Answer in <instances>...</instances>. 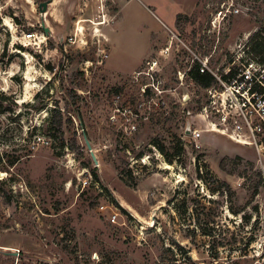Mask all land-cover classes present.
<instances>
[{"label": "rangeland", "instance_id": "1", "mask_svg": "<svg viewBox=\"0 0 264 264\" xmlns=\"http://www.w3.org/2000/svg\"><path fill=\"white\" fill-rule=\"evenodd\" d=\"M128 1L0 0V264H264V151L186 138L203 92L177 78L199 59L225 75L251 58L264 0ZM106 33L109 59L91 67ZM165 47L158 107L131 72ZM56 107L62 132L50 130Z\"/></svg>", "mask_w": 264, "mask_h": 264}, {"label": "built area", "instance_id": "2", "mask_svg": "<svg viewBox=\"0 0 264 264\" xmlns=\"http://www.w3.org/2000/svg\"><path fill=\"white\" fill-rule=\"evenodd\" d=\"M97 1L100 7H104L108 0ZM106 22L104 18L103 21L97 23V26H103ZM74 38L71 37L67 40L74 42ZM98 43L99 56L97 61L88 62L91 67L103 66L109 59V44L101 42L100 39ZM169 52L170 48L165 47L159 51L157 57L146 61L145 66L132 76L133 83L139 88V96L148 98V103L153 102L158 107L161 99L171 91L167 86L163 66V60H167ZM198 69L202 75L210 74L213 76L214 82L210 86L201 87L197 85L189 70L178 71L177 74L178 86H184L187 80H190L191 85L198 86L203 92L200 111L190 119L192 125L190 139L197 143L202 139L205 132H215L240 145L255 148L259 156H262L264 151V63L251 57L245 60L239 68L232 69L229 67L225 70V75H220L211 70L210 59L206 58L199 59ZM231 70H234L232 74ZM224 76L229 77L225 79ZM186 96L189 98V95ZM155 99L159 100V103H156ZM143 107L144 104H140L137 110ZM117 112H121V110ZM123 112L125 121L128 123L127 132L133 133L137 126L132 118L133 116L136 117L137 114L132 109H123ZM116 113L110 116L112 123L117 120ZM92 181L91 175L84 176L80 180L82 188H90ZM96 188L99 189L98 185ZM99 191L104 193L102 189ZM106 201V204H101L99 209L108 217L110 222L115 224L119 210L113 203L107 199Z\"/></svg>", "mask_w": 264, "mask_h": 264}, {"label": "trees", "instance_id": "3", "mask_svg": "<svg viewBox=\"0 0 264 264\" xmlns=\"http://www.w3.org/2000/svg\"><path fill=\"white\" fill-rule=\"evenodd\" d=\"M255 42V46H252L251 55L254 60H258L261 63H264V38H261L257 35L252 39V43ZM234 70H231V74ZM192 78L201 87H208L214 82V78L210 74H200L199 69L196 68L191 73ZM229 76H224L225 79H228ZM51 118L49 119L50 130L62 132L64 126V114L59 107L52 109L50 112ZM14 164V163H13Z\"/></svg>", "mask_w": 264, "mask_h": 264}, {"label": "water", "instance_id": "4", "mask_svg": "<svg viewBox=\"0 0 264 264\" xmlns=\"http://www.w3.org/2000/svg\"><path fill=\"white\" fill-rule=\"evenodd\" d=\"M51 2H45V3H41L39 8H40V11L42 14H45L48 12V7H49V4ZM47 32H50V30L48 29ZM185 136L187 138H190V136L192 135V125H191V122L190 120H187L186 121V124H185ZM84 139H85V142H86V145H87V149L88 151L90 152L91 156H92V159L93 161L95 162L96 165H98V159H97V156L95 155L94 153V150L92 148V145L90 143V141L88 140L87 136L84 135Z\"/></svg>", "mask_w": 264, "mask_h": 264}, {"label": "crops", "instance_id": "5", "mask_svg": "<svg viewBox=\"0 0 264 264\" xmlns=\"http://www.w3.org/2000/svg\"><path fill=\"white\" fill-rule=\"evenodd\" d=\"M117 1H118V0H114L115 4L118 5ZM131 1H133V0H130V1H128V2H131ZM139 2L141 3V4L139 5V8H140V7L148 8V4H146V2H143L142 0H139ZM118 7H119V5H118ZM118 13L121 14V16H122V12H121V10H119ZM121 16H120L118 19H120ZM118 19H117V20H118ZM106 39L108 40V44H109V46H110V42H111V41H110V38L107 36V33H106ZM110 47H111V46H110ZM110 50H111V48H110ZM138 69H139V68H138ZM138 69H136V70H134L133 72H131V74L133 75L136 71H138ZM110 71L116 73V72L113 71V70H110ZM117 73H119V72H117Z\"/></svg>", "mask_w": 264, "mask_h": 264}, {"label": "bare ground", "instance_id": "6", "mask_svg": "<svg viewBox=\"0 0 264 264\" xmlns=\"http://www.w3.org/2000/svg\"><path fill=\"white\" fill-rule=\"evenodd\" d=\"M98 165H99V163H98Z\"/></svg>", "mask_w": 264, "mask_h": 264}]
</instances>
